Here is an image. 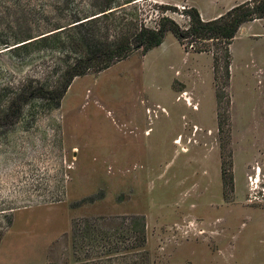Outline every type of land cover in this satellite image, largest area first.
<instances>
[{"label": "rangeland", "instance_id": "rangeland-1", "mask_svg": "<svg viewBox=\"0 0 264 264\" xmlns=\"http://www.w3.org/2000/svg\"><path fill=\"white\" fill-rule=\"evenodd\" d=\"M233 1L114 0L92 20L107 0H0V264H264V37L233 41L228 87L169 32L46 94L116 22L187 26Z\"/></svg>", "mask_w": 264, "mask_h": 264}, {"label": "trees", "instance_id": "trees-1", "mask_svg": "<svg viewBox=\"0 0 264 264\" xmlns=\"http://www.w3.org/2000/svg\"><path fill=\"white\" fill-rule=\"evenodd\" d=\"M114 4V0H107L99 10V16L92 20H100L103 17L104 19H108L109 16H112L113 13L118 11V9L114 7ZM183 14L189 19V24L187 26L180 25L177 21L168 16L161 18L159 27L156 26L155 28H150L144 24H137L138 22L133 21L127 24L116 22L115 29H121L118 30V36L116 39L105 46L98 45L94 47L92 50L93 53H90L88 58L84 59V56H82L78 59L70 68L63 86L59 90L47 92L46 94L51 96V99L58 101L57 103L59 104V101L64 97L74 78L87 74L90 69L99 71L108 69L114 63L127 58L135 51H142L146 54L150 50L161 46L169 32H172L182 45L189 44L190 48L195 53H212L214 57L215 81L217 83L219 82L220 74L222 73L221 71L225 69V87H228L232 75V52L230 46L243 24L257 19H264V0H248L234 6L225 14L211 20H205L200 11L195 7L186 8ZM120 18L124 23L125 16ZM96 32H99V30L95 31V34ZM45 37L47 36H44L43 38ZM31 39L34 38H29L28 40ZM27 44L28 43H25L23 45ZM220 51L224 52L223 58L220 56ZM224 59L225 66L222 67V61ZM222 98V93L220 94L218 91L217 101L219 106ZM218 115L219 125L221 126V114L219 113ZM136 222L138 228L136 227L135 232L138 233V235H136L138 236V242H136L137 246L135 247L138 248L145 246L147 243L146 223L144 218H138L136 219ZM84 251L87 254V257L93 256V254H88L87 250ZM74 264L102 263L99 261H90L77 262Z\"/></svg>", "mask_w": 264, "mask_h": 264}, {"label": "crops", "instance_id": "crops-1", "mask_svg": "<svg viewBox=\"0 0 264 264\" xmlns=\"http://www.w3.org/2000/svg\"><path fill=\"white\" fill-rule=\"evenodd\" d=\"M245 1H248V0H234L232 5L226 10L228 11L229 9H231L232 7H234L235 5L239 4V3H243ZM223 13L225 12H221L219 13L218 15H216L215 17L213 18H209V19H214V18H217L219 16H221ZM202 14V17L204 18V14L201 12ZM205 19V18H204ZM253 24H263L264 25V19H261V20H255L253 22H247L245 24H243L236 36V38L234 39V42L237 41V40H240L242 41V53L244 54H247L248 55V40L249 41H256L254 38H259V37H264V30H261L259 31L258 33H255L252 35V31H250V27L253 25ZM261 40V39H260ZM263 40V39H262ZM234 42L232 43L231 45V50H232V64H231V70L232 72H234V51H233V44ZM242 68L244 70H248V60H245L244 61V64L242 65ZM234 75V74H233Z\"/></svg>", "mask_w": 264, "mask_h": 264}]
</instances>
